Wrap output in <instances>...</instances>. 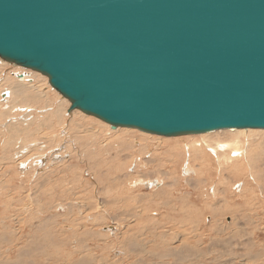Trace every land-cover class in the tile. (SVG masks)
I'll return each instance as SVG.
<instances>
[{
	"label": "rangeland",
	"instance_id": "374dc122",
	"mask_svg": "<svg viewBox=\"0 0 264 264\" xmlns=\"http://www.w3.org/2000/svg\"><path fill=\"white\" fill-rule=\"evenodd\" d=\"M70 105L46 76L0 59V264H264L263 132L164 139ZM226 140L258 159L249 195L252 168L210 150ZM194 145L209 149L190 165ZM223 164L233 180L215 187Z\"/></svg>",
	"mask_w": 264,
	"mask_h": 264
},
{
	"label": "water",
	"instance_id": "95a60500",
	"mask_svg": "<svg viewBox=\"0 0 264 264\" xmlns=\"http://www.w3.org/2000/svg\"><path fill=\"white\" fill-rule=\"evenodd\" d=\"M0 59L112 129L264 130V0H0Z\"/></svg>",
	"mask_w": 264,
	"mask_h": 264
},
{
	"label": "bare ground",
	"instance_id": "6f19581e",
	"mask_svg": "<svg viewBox=\"0 0 264 264\" xmlns=\"http://www.w3.org/2000/svg\"><path fill=\"white\" fill-rule=\"evenodd\" d=\"M22 80H24V77L22 78ZM8 83V82H7ZM13 87V86H12ZM15 94L17 95H23V91L21 89L20 86H18L16 84V87L13 89ZM12 91V90H11ZM10 92H8L7 94H9ZM3 94V93H2ZM23 98V97H22ZM55 113V112H54ZM58 114V113H57ZM53 115V114H52ZM54 116V115H53ZM50 117V116H49ZM131 129V128H130ZM225 133V132H229V133H232L233 136H236L238 138H241V137H249L251 134H256L254 132H263L264 133V130H258V129H225V130H217V131H214V133ZM211 133V132H210ZM208 134V133H207ZM204 135V134H202ZM206 135V134H205ZM151 136V135H150ZM181 137V136H179ZM186 137V136H185ZM166 137H164L165 139ZM264 139V138H263ZM202 142V141H200ZM197 144H199V142H197ZM204 147L206 149H209V146L208 145H205V146H198V145H194L193 147H184L185 150L184 152L188 153L187 156H188V161H186L188 164H192V160H193V157L195 158V156L193 155V151H197L199 153H203L204 155H206V149H204ZM261 147H264V140H262L261 142ZM210 150L213 151V153L215 154V160L218 161V163L220 162V160L224 157V153H226L230 159H234V160H239L240 162H242L243 164H247L249 165L252 170L249 171V175L247 176V178H251V179H248L247 181H243V190L241 192L242 195L246 194L247 191H249V187L252 186V187H255L257 184V181H262L261 180V176L259 175H262L259 174H255V173H252V171L254 170L255 168V163L258 161L257 157L254 156V155H246L244 158L240 159L243 155V151H241L240 149V144L238 142H230V141H221L219 142L216 146H213ZM207 156V155H206ZM207 158V157H206ZM199 158H196V160H198ZM208 159V158H207ZM211 160V158H209ZM214 159V158H213ZM257 159V160H255ZM255 160V161H254ZM246 165V166H247ZM187 166V164H186ZM186 168V167H185ZM218 169L217 171V175L218 177H220L219 181L217 182L216 185H214L215 187L216 186H219V185H222V181L220 182V180H225V181H231L233 180V177H232V174L236 171V166L234 165H227V164H223V166H219L216 168V170ZM249 170V168H248ZM213 175L215 174H211L210 173V180H211V183H214L215 180H217L216 178L213 177ZM252 181V182H251ZM256 183L254 184L253 183ZM176 183L175 182H171L169 183L168 185L172 188L173 185H175ZM245 185V187H244ZM168 187V186H167ZM215 187L213 189H215ZM238 187V186H237ZM260 187V186H259ZM257 188V186H256ZM219 189V188H218ZM202 193V192H201ZM216 193V192H215ZM218 194V193H217ZM246 195H249L248 193ZM251 195V194H250ZM198 198V197H197ZM250 197L249 196H246L245 199L242 200V203L241 205H238V207H234L233 210H240L241 207H243L244 209H246L244 206H245V201L246 200H249ZM257 199V198H256ZM251 200V199H250ZM247 202V201H246ZM248 203V202H247ZM263 203V202H262ZM248 209V208H247ZM243 210V209H242ZM234 224V223H233ZM180 255V254H179ZM183 258V256H182ZM26 262V261H25ZM24 263V262H23Z\"/></svg>",
	"mask_w": 264,
	"mask_h": 264
}]
</instances>
